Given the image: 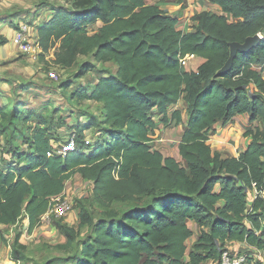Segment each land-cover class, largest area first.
Listing matches in <instances>:
<instances>
[{"label":"trees","instance_id":"obj_1","mask_svg":"<svg viewBox=\"0 0 264 264\" xmlns=\"http://www.w3.org/2000/svg\"><path fill=\"white\" fill-rule=\"evenodd\" d=\"M62 1L66 6L55 7L37 27L38 59L53 54L56 66L69 69L80 57H92L117 70H105L91 91L77 93V100L102 104L103 119L80 127L79 136L75 131L77 147L65 157L53 153L49 124L34 112L25 118L40 119L24 140L29 150L8 148L18 162H3L2 146L0 225L27 217L33 232L53 199L64 196L67 181L81 175L93 183V199L105 211L94 218L81 209L77 228L55 225L66 239L59 249L79 244L67 264H205L219 262L233 241L264 256V202L257 198L249 210L247 194L254 183L264 191V0H210L222 13L196 14L191 31L179 30L177 17L146 0ZM256 35L262 37L258 46L238 53L232 69L218 76L230 44ZM7 43L0 37V45ZM188 56L204 59L197 71L186 69ZM92 68L83 65L79 76ZM181 100L188 114L182 162L154 149L151 136L159 124L183 123L174 108ZM239 115H248L250 123L260 119L262 127L246 129L253 140L238 158H223L209 143L214 127ZM0 116L5 121L9 115L0 108ZM93 126L99 140L91 144L84 134ZM8 129L0 125L2 134ZM115 204L128 207L118 211ZM190 222L201 233L188 250ZM0 241H6L2 230ZM18 249L26 250L20 235ZM248 264L264 263L250 257Z\"/></svg>","mask_w":264,"mask_h":264},{"label":"rangeland","instance_id":"obj_2","mask_svg":"<svg viewBox=\"0 0 264 264\" xmlns=\"http://www.w3.org/2000/svg\"><path fill=\"white\" fill-rule=\"evenodd\" d=\"M147 3L158 4L166 11H168V8L170 11L177 9V11H173V14H178L179 28L184 29V31H191L198 25L193 20L198 13L205 11L222 13L220 8L210 0H147ZM10 5L12 4L7 1L4 3L0 2V19L12 27V24L15 25L14 17L16 15H11V10L9 11L5 7ZM57 6L66 5L62 0H35L32 9H29L27 14L23 13L24 17L22 15L20 17V21L24 24H22V27L28 25L29 29L30 27L33 29L31 26L33 24L32 21L42 22L50 9H54ZM227 17L231 23L235 22L231 16ZM100 27L101 24L99 23L95 27L90 28L89 31L95 33ZM52 56L51 54L45 59L40 58L38 61H23V65L20 64L22 68L18 67L13 69V71L9 69L11 68L10 66L6 67L8 69L7 73L0 71V104L3 105L9 115L5 118V121H2V116H0V125L9 127L6 135L0 131L4 146L3 162H18V158L15 159L13 155L7 153L9 146L15 148L18 153L29 150L24 140L33 135L34 129L40 121L37 115L27 121L25 118L31 112L40 114L41 119L49 124L48 128L51 133L52 143L58 149L67 144V141L75 131L79 136L80 127L85 126L92 120L96 121L97 119L98 122L103 119L102 104L88 100H77V93H81L84 90L91 91L92 86L102 75V72L105 70L116 72L117 67L112 63L106 65L97 64L92 57H80L72 68L62 69L55 65L54 56ZM19 59L21 60L22 58ZM190 63L192 64L191 66ZM85 64L94 65V68L87 75L80 77L81 67ZM184 64L185 67L186 65L189 66L191 70L198 65V63L188 62L187 59H185ZM1 66L2 63L0 62ZM54 70L57 72V77L51 78L50 73ZM257 70L261 71L259 67H257ZM261 74L264 78V70ZM66 84L68 85L66 86ZM174 108L179 109L183 114V120H186V103L181 100ZM13 112L20 115V118H14L12 116ZM256 123L259 127H262L260 119ZM255 125V123H250L249 118L247 119L246 116L237 117V119L230 122L229 126L219 125L214 130L213 135H215H212L213 139L209 143L213 150L224 151L226 156L240 153L246 146L244 135L246 129L248 127L256 128ZM181 128L182 126L173 130L174 128L164 127L163 133L159 132V134L152 136V144L157 148L164 149L162 145L167 142L169 134L170 144L168 149H173L175 141L178 140V136L182 132ZM98 132L99 128L97 126L88 129L84 134L86 141L94 144L99 140ZM178 161L182 162L181 159H178ZM66 186L64 198L73 205L74 211L78 216L80 210L85 209L94 218L101 217L105 210L94 201L92 185L77 176L69 180ZM127 207V204H115L113 206L118 211L125 210ZM75 212L67 218L58 219L53 216L52 222L48 226L44 223L38 224L35 229L39 225L43 227L40 233L35 237H30V234L24 236L26 241L25 251L22 249L14 250L16 236L20 235V232H25L22 220L19 226L13 229L11 236H8L10 234L9 231L2 230L3 234L6 233L8 237L5 242L0 241V264H67L68 259L78 253L79 244L76 243L70 250L59 249L58 246L65 244L66 239L55 225H67L77 228L80 219H77ZM45 227L51 228L49 233L46 232L47 229ZM24 229L29 232L28 227ZM196 230L200 231L199 229ZM88 232H90L89 229L83 231L86 236ZM190 245L191 243L188 246ZM6 247L11 251L9 250V252ZM238 250L249 253L248 249L239 248ZM255 256L256 260H259L260 256ZM262 260L264 261V257ZM209 264L213 263L210 262Z\"/></svg>","mask_w":264,"mask_h":264},{"label":"crops","instance_id":"obj_3","mask_svg":"<svg viewBox=\"0 0 264 264\" xmlns=\"http://www.w3.org/2000/svg\"><path fill=\"white\" fill-rule=\"evenodd\" d=\"M5 1H7V2H10L12 5H10V6H5V7H7L6 9H9V11L11 10V15L13 14V15H16L15 17H14V23H15V26H18L19 28L21 27V26H23L24 24H23V22L22 21H20L21 20V18L20 17H22L23 16V13H28L29 12V9H32V6H33V4H34V2H35V0H0V2H5ZM159 1H161V0H159ZM162 1H164V0H162ZM146 2H147V0H146ZM147 4H149V5H153V4H150V3H147ZM217 6V5H216ZM217 7H219V6H217ZM220 8V7H219ZM164 11H166L164 8H162ZM218 9V8H217ZM220 10H221V8H220ZM169 11V12H168ZM168 11H166V12H168L170 15H172V16H174V17H177L178 18V14L176 15V14H173V11H177V9H174L173 11H170L169 10V8H168ZM52 13H53V9H50V11H49V13L46 15V18L42 21V22H39V21H32L33 22V24L31 25L32 27H33V29L30 27V29H29V31H28V33H27V38L29 39V40H32V41H37L38 40V33H37V27L39 26V25H41L42 23H44L45 21H47V20H49L51 17H52ZM221 14V13H220ZM22 15V16H21ZM51 15V16H50ZM3 16V15H2ZM24 17V16H23ZM0 18H1V15H0ZM31 22V23H32ZM6 22H4V21H2V19H0V37H2V38H4V39H6L7 41H8V43L7 44H5V45H0V62L2 63V66L0 67V69H2V70H0V71H4V73H7L8 72V69L6 68V67H11V68H9L11 71H13V69H17L18 67H20V68H22V66H20V64H22L23 65V61H30V60H34V61H38L39 59H36V58H34L33 56H30V55H24V54H22L21 52H20V50H19V48L18 47H16L14 44H13V40H14V38H15V36H16V34H17V32H18V30L19 29H17V27H11V26H9V25H7V24H5ZM180 23V22H179ZM23 24V25H22ZM101 24V23H100ZM102 25V24H101ZM28 26V25H27ZM178 29L179 30H182V31H184V29H180L179 28V24H178ZM31 31V32H30ZM53 55V54H52ZM54 56V55H53ZM52 56V57H53ZM19 58H22L21 60L19 59ZM187 61L188 62H193V64H195V63H198V65H197V67H195L193 70H191V68L189 69V66H187L186 65V69L188 70V71H197V69L199 68V66L201 65V64H203L204 63V59H202V58H200V57H197V56H188L187 58ZM192 64L190 63V66H191ZM12 66H14L13 68H12ZM1 87V86H0ZM184 101V100H183ZM185 102V101H184ZM186 103V102H185ZM0 108H3V105H1L0 104ZM175 109H177V108H175ZM179 110V109H178ZM186 116H187V118H186V120H183V123L180 125V126H182V132H181V134H180V136H178V140H176L175 141V146H174V148L173 149H168V146H169V144H170V138H169V134H168V139H167V142L165 143V144H163L162 146H163V148L164 149H160V148H157V147H155L154 145V149H156V150H158V151H160L165 157H172V158H175L176 160H178V159H181V156H180V143H181V137H182V135H183V133H184V131H185V128H186V125H187V122H188V114H187V103H186ZM241 116H246L247 117V119L249 118V122H250V117L248 116V115H239V116H237V117H241ZM182 117H183V114H182ZM237 117H235L233 120H235V119H237ZM160 118L161 117H159V116H157L156 115V117H155V120L157 121V122H159L160 121ZM233 120H231V121H233ZM231 121H228V122H220V123H218L215 127H214V129L216 130L217 129V127L220 125V126H229V124H230V122ZM256 125V127H258L259 125L256 123V122H254ZM180 126H178L179 128H180ZM164 127L165 128H174L173 130H175V129H177L178 127H166L165 125H163V124H159V126H158V128L154 131V133H152L151 134V136H153L154 134H159V132L160 133H163L162 131H163V129H164ZM215 135V134H214ZM213 135V136H214ZM213 136H211V141H212V139H213ZM217 136V135H216ZM215 139V138H214ZM245 140H246V146H245V148L240 152V153H235V154H233V155H230V156H226V155H224V151H221V150H219V149H217V150H213V151H215V152H219L221 155H222V157L223 158H232V157H236V158H238L239 156H240V154L241 153H244L246 150H247V148L250 146V144H251V142H252V140H253V138L251 137V136H249V137H245ZM52 146L54 147V145H53V143H52ZM213 149V148H212ZM77 176H80L81 177V175H75L74 177H77ZM73 177V178H74ZM82 178V177H81ZM72 179V178H71ZM70 179V180H71ZM83 179V178H82ZM83 181H85L86 183H89L90 185H92L93 183L92 182H89V181H86V180H84L83 179ZM68 182V181H67ZM66 185H67V183H66ZM67 187V186H66ZM217 190H219V188H217ZM65 192H66V190H65ZM65 192H64V194H65ZM253 203L254 202H252L251 204H250V206H251V208H250V206L248 207L249 208V210H251L252 209V205H253ZM76 213V212H75ZM76 217H77V219H79V216L77 215V213H76ZM21 222V221H20ZM19 222V223H20ZM19 223L17 224V225H12V226H5V225H0V230H5V231H9V233L10 234H8V236L10 235H12V231H13V229H16L18 226H19ZM22 223H23V226H24V228L25 227H28L29 228V219L27 218V217H25L24 219H22ZM39 224H41V222L39 223ZM41 225H39V227H40ZM37 228V229H35L32 233H29L28 231H26L24 228H23V230L25 231V232H20L21 234H20V243L21 244H23V245H25L26 246V241H25V237L24 236H27V234H30V237H35L38 233H40L41 232V230H42V226H41V228ZM71 227V226H70ZM189 227L191 228V230L193 231V233H194V235H193V237L188 241V245H189V243H191V245L190 246H188V250H190L191 249V247H192V245L197 241V239L199 238V236H200V233H201V229L198 227V225L195 223V222H190L189 223ZM47 230H46V232L47 233H49L50 232V230H51V228L50 227H45ZM196 229H199L200 231L198 232ZM4 235V237H5V239L8 237L7 235H6V233H4L3 234ZM65 238V237H64ZM7 240V239H6ZM7 248V250L9 251L10 249L8 248V247H6ZM11 248V247H10ZM227 248L228 249H230V250H235V251H240V250H238L239 248H241V249H250V247L247 245V244H245V243H240V242H229L228 244H227ZM11 251V250H10ZM9 251V252H10ZM262 254V253H261ZM262 257H264L263 256V254H262ZM190 259H189V256H187L186 257V262H188ZM211 263H213V264H217L216 262H213V261H210ZM210 262H207V263H205V264H209Z\"/></svg>","mask_w":264,"mask_h":264},{"label":"built area","instance_id":"obj_4","mask_svg":"<svg viewBox=\"0 0 264 264\" xmlns=\"http://www.w3.org/2000/svg\"><path fill=\"white\" fill-rule=\"evenodd\" d=\"M28 29H29L28 26L26 27L21 26L13 40V44L19 48L22 54L30 55L38 59V55L42 51L36 41H32L27 38ZM50 77L51 78L57 77L56 70L50 73ZM87 143L89 142L87 141ZM2 146H3V141H2V136H0V149L2 148ZM76 147H77V135L74 133L67 141V144L65 146H62L61 149L53 147L54 148L53 153L65 157L68 152L75 150ZM2 155L3 154L0 151V156ZM51 155L52 154L49 153V156ZM247 194H248V207L252 202H255L257 198H261L264 202V191L259 190L256 183H254L253 186L247 190ZM74 212L75 211L73 205L67 199H65L64 196L57 197L53 199L52 207L45 215L42 216L40 222L41 224L44 223L46 226H48L51 224L53 216H55L58 219L67 218L70 214ZM255 255L260 256L259 261H262L264 263V261L262 260L263 257L261 252L253 247H250L249 253L230 250L227 248V250L223 252L219 262L216 263L217 264H248L250 257L256 259Z\"/></svg>","mask_w":264,"mask_h":264},{"label":"water","instance_id":"obj_5","mask_svg":"<svg viewBox=\"0 0 264 264\" xmlns=\"http://www.w3.org/2000/svg\"><path fill=\"white\" fill-rule=\"evenodd\" d=\"M260 35H256L253 37H249L246 39L244 43H232L230 44V58L227 61L226 65L222 68V70L218 73V76H222L226 73H228L234 64V60L236 59V56L238 53H245L250 51L251 49L255 48L258 46L260 40H261Z\"/></svg>","mask_w":264,"mask_h":264}]
</instances>
